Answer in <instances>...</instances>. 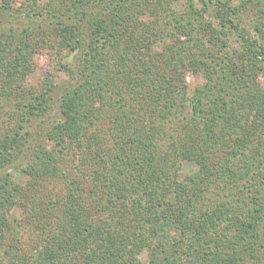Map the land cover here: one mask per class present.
<instances>
[{"label": "trees", "instance_id": "16d2710c", "mask_svg": "<svg viewBox=\"0 0 264 264\" xmlns=\"http://www.w3.org/2000/svg\"><path fill=\"white\" fill-rule=\"evenodd\" d=\"M0 264H264V0H0Z\"/></svg>", "mask_w": 264, "mask_h": 264}, {"label": "rangeland", "instance_id": "374dc122", "mask_svg": "<svg viewBox=\"0 0 264 264\" xmlns=\"http://www.w3.org/2000/svg\"><path fill=\"white\" fill-rule=\"evenodd\" d=\"M49 61V58L47 57H41L39 60H38V64H37V67H36V71L33 75L30 76V81H35L38 77L41 76V73H43L46 69L49 68L48 66V62ZM186 80H187V83L189 85V88L192 89L193 86L196 84V82L199 80L191 75H187L186 77ZM194 169V166L193 164L191 163H184L183 165V172L184 173H188L190 172L191 170ZM140 259L144 262V263H147L148 261V256H147V252L144 251L141 253L140 255Z\"/></svg>", "mask_w": 264, "mask_h": 264}]
</instances>
